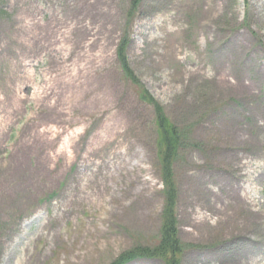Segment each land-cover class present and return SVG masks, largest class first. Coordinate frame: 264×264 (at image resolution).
I'll return each instance as SVG.
<instances>
[{"label":"rangeland","instance_id":"obj_1","mask_svg":"<svg viewBox=\"0 0 264 264\" xmlns=\"http://www.w3.org/2000/svg\"><path fill=\"white\" fill-rule=\"evenodd\" d=\"M132 1L0 0V264H112L158 246L142 91L184 138L179 264H264V0ZM124 39L139 84L118 61Z\"/></svg>","mask_w":264,"mask_h":264},{"label":"trees","instance_id":"obj_2","mask_svg":"<svg viewBox=\"0 0 264 264\" xmlns=\"http://www.w3.org/2000/svg\"><path fill=\"white\" fill-rule=\"evenodd\" d=\"M141 1L133 0L132 6L134 5L136 9ZM127 47L128 42L124 39L121 41L117 50V58L124 73L131 82L139 84L129 65ZM141 99L143 102L153 106L157 121L158 158L160 161L162 180L165 185V206L161 229L162 239L154 249L135 248L130 252L122 254L113 264H125L140 258L160 259L165 264H179L180 257L182 256V248L177 237V221L175 215L178 192L172 166L182 148L184 138L181 136L180 130L169 122L164 114L163 108L147 92L142 93Z\"/></svg>","mask_w":264,"mask_h":264},{"label":"bare ground","instance_id":"obj_3","mask_svg":"<svg viewBox=\"0 0 264 264\" xmlns=\"http://www.w3.org/2000/svg\"><path fill=\"white\" fill-rule=\"evenodd\" d=\"M235 180H236V182L237 183H239V181L235 178ZM236 183V185H237V187H235L236 188V192H237V197H238V201H240V202H245L246 201V199H242V197H243V193H244V188L242 187V186H239L240 184H237ZM242 192V193H241ZM21 264H24V262L22 261V263Z\"/></svg>","mask_w":264,"mask_h":264}]
</instances>
